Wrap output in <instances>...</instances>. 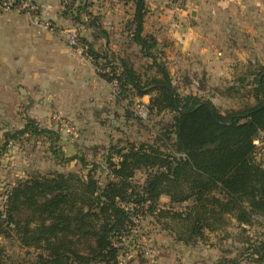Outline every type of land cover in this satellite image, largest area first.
I'll use <instances>...</instances> for the list:
<instances>
[{"label":"trees","instance_id":"obj_1","mask_svg":"<svg viewBox=\"0 0 264 264\" xmlns=\"http://www.w3.org/2000/svg\"><path fill=\"white\" fill-rule=\"evenodd\" d=\"M116 1L132 7L123 33L147 61L142 72L107 44L101 51L85 41L76 44L97 70L110 71H98L100 78L115 82L122 96H150L148 114L169 113L171 125L152 143L94 148L98 161L54 151L62 162L77 161L80 170L34 173L8 187L0 203V239L23 251L13 264H118L136 237L129 229L132 217L150 219L185 246L211 244L220 251L230 242L235 254L221 251L214 264H264V166L255 144L264 132V67L249 64L238 82L252 78L246 97L254 103L225 114L201 95L181 96L157 39L144 33L146 0ZM80 11L73 17L65 8L62 16L77 21ZM92 20L93 37L107 42L108 33ZM41 134L58 140L27 117L22 129L3 134L0 156L10 142ZM232 227L233 234L227 232ZM222 232L219 246L210 243ZM4 253L0 245V264Z\"/></svg>","mask_w":264,"mask_h":264},{"label":"rangeland","instance_id":"obj_2","mask_svg":"<svg viewBox=\"0 0 264 264\" xmlns=\"http://www.w3.org/2000/svg\"><path fill=\"white\" fill-rule=\"evenodd\" d=\"M71 3L70 5L69 0H65L63 3L62 0L61 5L63 9L59 13L61 19L58 22L52 21L55 30L59 34L62 32L64 35L62 36L64 37V43L76 49L65 38L67 30L75 31L76 43L78 45H82V42L85 41V44H92L94 51H101L103 45L105 46L107 44L108 49L112 53L128 60L137 72H142V68L147 65V61L140 57L138 47L131 45L126 34L123 33V25L132 14L131 6H125L122 3L112 0H71ZM84 5H86V10L80 11ZM177 6L180 5L177 4ZM65 8L67 11L68 8L70 10L67 15L70 13L73 17L80 11L77 21L62 16ZM107 11L110 12L107 13ZM112 11L116 14L111 15ZM12 16H15V18ZM92 19L102 29L103 26L110 27V29H104L108 33L107 42L103 39H95L93 37L92 30L90 29L91 25L87 22ZM20 20H24L21 15H0V145L2 144L3 134L13 133L22 129L27 117L33 119L34 125L38 129L55 132L58 135V140H55V138L48 134L27 135L7 145L6 152L0 156V203L3 202L6 189L19 179H24L34 173L45 174L59 172L67 174L80 170L81 167L77 161L62 162L60 157H56L54 151H60L61 157L65 158L83 155L87 161H93L94 159L98 161L100 154L95 157L92 151L94 148H107L110 145L122 146L126 142L152 143L156 135L161 134V130L164 127H169L172 122L171 114L166 112L160 115L152 113L150 115L148 114L146 118H139L135 114L136 107L139 103L148 104L150 96L145 100H140L142 98H137L134 94H127V96L120 95L115 82L110 83L105 78H100L97 73L101 70H97L91 62L90 64L95 74L99 79L104 81L109 90V100L92 108L85 106L91 109V116L85 112L74 119L61 110H58L53 99L50 98L53 92H58L56 91V83L25 81L23 79L24 76L19 74L14 76L15 78L13 77L14 79L12 81L9 80L10 67L3 63L5 56L4 28L11 27V25L14 26L15 24H27V21L24 20L21 22ZM144 33L154 35L157 41H160H158V49L163 54L162 57L167 63L173 85L177 88L176 90L179 95L184 96L190 93L198 94L199 89L202 93L201 96L210 99L222 114L232 111V109H239L254 103L253 100L246 97L248 91L251 89L249 83H251L252 78L245 80L242 84L239 83V85L238 82L241 75L248 70L249 64H251L250 68L258 69L259 67H264V61H257L255 63L241 61V63L237 64H235L236 62H232L226 67L216 65L212 71L214 77L210 76L204 69V72L198 74L199 79L197 80L195 78L193 82L189 76L186 77L180 71H176L177 69L173 66L172 68L169 66L168 54L170 49L168 50L166 43L161 42L163 37H159L154 33H147L145 30ZM224 38L228 41V35H224ZM80 55L85 58L83 53H80ZM101 73L110 76V71L107 69L102 70ZM67 84L64 83L65 86ZM73 84L69 83V85ZM70 90L72 91L69 94L78 91L74 87H71ZM64 92L66 91L64 90ZM96 101L98 100H93V102ZM53 115H59L61 119L69 122L75 127L76 132L74 134L66 133L61 128L60 123L53 121ZM79 117L81 118L79 119ZM22 124L23 126L20 128ZM140 178L141 176L137 175V179ZM262 229L259 227L255 230L260 231ZM138 230L139 232L136 237L130 238L131 244L127 246L126 255L123 257L126 258L130 254L138 255L141 263H143L147 258H144L142 254L136 252L134 244L141 237L150 241L155 234L154 231L159 230V227L150 222V219H145L139 222ZM234 231L235 229L233 227L227 229V232L232 234ZM223 236V232L218 233V236H212L214 237L213 243L219 246L217 237L222 238ZM229 243H221L223 250L218 247L220 250L218 251L215 248L217 257H219L218 254L220 255L221 251H226L228 257H232L235 254V251ZM0 245L5 247L3 264H13L18 257L22 258L23 251L15 244L0 239ZM241 264L247 263L243 262Z\"/></svg>","mask_w":264,"mask_h":264},{"label":"crops","instance_id":"obj_3","mask_svg":"<svg viewBox=\"0 0 264 264\" xmlns=\"http://www.w3.org/2000/svg\"><path fill=\"white\" fill-rule=\"evenodd\" d=\"M35 1L48 7L43 13L48 20L58 22L61 19L62 0ZM146 5L144 30L163 37L161 42L170 49L169 66L189 76L193 82L195 78L199 79L198 74L204 69L214 77L212 71L216 65L226 67L232 62L264 61V0H182L181 3L146 0ZM15 15H21L27 24L4 28L3 63L10 67L9 80L19 74L25 81L56 83L58 92H53L50 98L58 110L74 119L85 112L91 116L90 108L109 100V90L104 81L97 77L88 59L64 43L62 32L38 30L25 15ZM103 29L110 27L103 26ZM224 35H228V41ZM64 83L68 84L65 86ZM71 87L78 91L69 94ZM201 94L198 91V95ZM146 98L148 96L140 100ZM85 106H89V110ZM256 145V159L264 166V132ZM161 201L166 202L167 198L163 197ZM154 232L148 241L151 259L141 263L138 255L130 254L127 255V264H214L218 259L211 244L185 246L176 243L165 232Z\"/></svg>","mask_w":264,"mask_h":264},{"label":"built area","instance_id":"obj_4","mask_svg":"<svg viewBox=\"0 0 264 264\" xmlns=\"http://www.w3.org/2000/svg\"><path fill=\"white\" fill-rule=\"evenodd\" d=\"M177 3H181L182 0H175ZM65 0H63V3ZM48 9L47 6L41 3H37L35 0H0V14H22L25 15L30 23L36 27L38 30H47L50 32L55 31L54 24L44 17V11ZM66 41L71 45H74L76 51L78 53H83V48L76 44V34L75 31L67 30L66 31ZM135 114L139 118H146L148 115V107L147 103H139L136 107ZM54 122H58L61 125V128L69 134H74L76 129L69 122L61 119L59 115H53L52 117ZM256 144V142H255ZM138 217L131 218V227L129 229L135 235L138 234ZM134 248L136 252L142 254L145 258L151 259V247L147 239L141 237L137 240L136 244H134ZM127 258V257H126ZM123 256L120 257L118 264H125V260Z\"/></svg>","mask_w":264,"mask_h":264}]
</instances>
